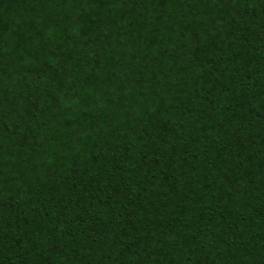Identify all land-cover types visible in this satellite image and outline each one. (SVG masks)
Returning <instances> with one entry per match:
<instances>
[{
    "label": "trees",
    "instance_id": "1",
    "mask_svg": "<svg viewBox=\"0 0 264 264\" xmlns=\"http://www.w3.org/2000/svg\"><path fill=\"white\" fill-rule=\"evenodd\" d=\"M0 264H264V0H0Z\"/></svg>",
    "mask_w": 264,
    "mask_h": 264
}]
</instances>
